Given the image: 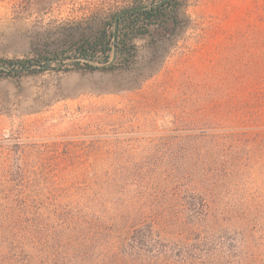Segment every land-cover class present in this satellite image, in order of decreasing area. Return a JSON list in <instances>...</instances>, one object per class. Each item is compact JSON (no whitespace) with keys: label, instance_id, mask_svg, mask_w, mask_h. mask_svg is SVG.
Wrapping results in <instances>:
<instances>
[{"label":"rangeland","instance_id":"obj_1","mask_svg":"<svg viewBox=\"0 0 264 264\" xmlns=\"http://www.w3.org/2000/svg\"><path fill=\"white\" fill-rule=\"evenodd\" d=\"M134 1H0V61L69 57L99 19L133 7ZM178 1L180 26L165 39L136 40V60L128 70L61 68L0 76V156L8 150L31 158L66 156L69 171L85 175L84 185L102 183L96 180L99 173L101 179L117 178L115 191H120L137 175L164 180L175 167L173 139L194 124L205 128L210 115L220 118L219 108L247 100L264 105L257 94L264 93V80L256 79L264 72V0ZM253 121L258 128L248 160L243 162L245 151L237 153L240 172L222 183L219 197L224 209L239 216L232 218L241 244L232 242L234 250L198 264H264V113ZM128 202L127 196L108 195L101 208L95 205L96 215L105 217H45L53 224L48 231L80 237L73 246L93 238L95 219L104 221L97 244L73 257L57 253L50 264H109L112 221ZM135 203L145 204L139 197ZM55 250H49L52 258ZM0 264L20 263L12 251L0 250Z\"/></svg>","mask_w":264,"mask_h":264},{"label":"trees","instance_id":"obj_2","mask_svg":"<svg viewBox=\"0 0 264 264\" xmlns=\"http://www.w3.org/2000/svg\"><path fill=\"white\" fill-rule=\"evenodd\" d=\"M133 3V7L143 5L140 0ZM179 10L178 0H168L155 8L123 16L118 21L116 61L112 66L98 68L87 62H75L58 71L128 70L136 60L135 41L145 35L170 37L180 26ZM118 13L99 19V24L75 45L69 57L0 61L11 68L32 67L22 72L0 71V76L44 72L47 70L35 66L56 64L72 57L107 63L113 51L114 19ZM262 74L256 75L258 81L264 80ZM257 94L261 100L264 98V93ZM263 108L264 105L256 106L254 100L243 101L236 108H219L223 109L218 110L221 117L210 115L209 124L203 126L207 130L194 124L189 133H178L173 139L170 155L175 167L165 173L164 180L157 174L152 177L141 174L133 183L126 179L120 191H115L117 178L101 179L99 173L96 180L102 183L95 181L93 187L84 185L81 180L85 175L69 171L66 156L31 158L11 150L2 152L0 216L4 218L0 225V250L12 251L20 264H50L58 258L57 253H66L68 257L82 253L90 243L102 240V219L93 221L96 228L93 238L85 237L87 242L73 246L80 237L73 232L48 231L53 224H48L45 217H105L101 212L96 215L100 210H95V205L101 208L107 196L114 194L127 196L129 204L114 216L118 218L111 220L116 231L109 243V264H198L213 253L234 250L231 243L239 247L241 234L232 217L239 216L224 209L219 197L222 183L240 172L242 163L237 153L245 151L243 162L248 160L249 144L258 128L253 118H262ZM134 190L137 192L132 193ZM137 197L145 204L134 205ZM53 248L57 251L52 258L49 250Z\"/></svg>","mask_w":264,"mask_h":264},{"label":"water","instance_id":"obj_3","mask_svg":"<svg viewBox=\"0 0 264 264\" xmlns=\"http://www.w3.org/2000/svg\"><path fill=\"white\" fill-rule=\"evenodd\" d=\"M168 0H161L158 1L156 3H149V4H143L137 7H130V8H126L122 11H120L114 19V31H113V51H112V55L110 60L107 63H97L95 61H90V60H84V59H79V58H69L63 62L60 63H56V64H42V65H36L35 68L36 69H40V70H55V69H61V68H65L75 62H87L90 63L98 68H108L110 66H112L115 61H116V48H115V38H116V31H117V26H118V21L120 18H122L123 16L129 14V13H133V12H139V11H144V10H149L151 8H155L157 6H160L161 4L167 2ZM32 68V67H31ZM28 67H24V68H11V67H7L4 65L0 64V71H4V72H22V71H26L28 69H31Z\"/></svg>","mask_w":264,"mask_h":264}]
</instances>
